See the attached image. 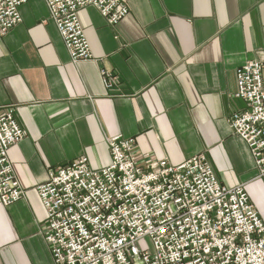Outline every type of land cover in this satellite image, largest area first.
<instances>
[{
	"label": "crops",
	"instance_id": "0c3cea01",
	"mask_svg": "<svg viewBox=\"0 0 264 264\" xmlns=\"http://www.w3.org/2000/svg\"><path fill=\"white\" fill-rule=\"evenodd\" d=\"M128 5L116 26L94 7L79 10L90 61L72 62L44 0L23 5L22 22L0 37V116L13 107L27 132L9 150L25 198L0 202V264H55L37 187L82 157L93 170L109 166L115 136L135 138L142 165L206 155L223 185H244L264 222V177L230 126L248 110L235 96L236 71L264 62V0Z\"/></svg>",
	"mask_w": 264,
	"mask_h": 264
},
{
	"label": "built area",
	"instance_id": "2783aa9c",
	"mask_svg": "<svg viewBox=\"0 0 264 264\" xmlns=\"http://www.w3.org/2000/svg\"><path fill=\"white\" fill-rule=\"evenodd\" d=\"M74 64L93 59L79 10L94 7L110 26L129 15L128 0H44ZM29 0H0V37L22 22ZM264 62L236 71L235 96L248 110L230 119L264 177ZM104 82L113 80L105 72ZM27 137L13 107L0 116V202L25 198L9 150ZM111 163L93 170L85 157L48 171L37 187L46 210L45 240L55 264H264V222L244 185L227 187L206 155L179 166L142 165L135 138L108 140ZM149 239L150 247H141Z\"/></svg>",
	"mask_w": 264,
	"mask_h": 264
},
{
	"label": "rangeland",
	"instance_id": "374dc122",
	"mask_svg": "<svg viewBox=\"0 0 264 264\" xmlns=\"http://www.w3.org/2000/svg\"><path fill=\"white\" fill-rule=\"evenodd\" d=\"M151 245L152 244H151V241L149 239L142 241L140 244L141 247H150Z\"/></svg>",
	"mask_w": 264,
	"mask_h": 264
}]
</instances>
